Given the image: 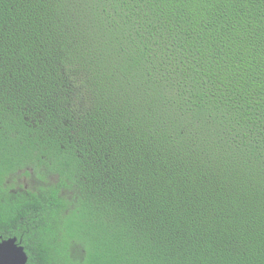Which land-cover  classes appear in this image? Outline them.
I'll use <instances>...</instances> for the list:
<instances>
[{
	"label": "trees",
	"instance_id": "16d2710c",
	"mask_svg": "<svg viewBox=\"0 0 264 264\" xmlns=\"http://www.w3.org/2000/svg\"><path fill=\"white\" fill-rule=\"evenodd\" d=\"M10 237L26 264H264V0H0Z\"/></svg>",
	"mask_w": 264,
	"mask_h": 264
},
{
	"label": "water",
	"instance_id": "95a60500",
	"mask_svg": "<svg viewBox=\"0 0 264 264\" xmlns=\"http://www.w3.org/2000/svg\"><path fill=\"white\" fill-rule=\"evenodd\" d=\"M27 255L16 237L0 241V264H26Z\"/></svg>",
	"mask_w": 264,
	"mask_h": 264
},
{
	"label": "rangeland",
	"instance_id": "374dc122",
	"mask_svg": "<svg viewBox=\"0 0 264 264\" xmlns=\"http://www.w3.org/2000/svg\"><path fill=\"white\" fill-rule=\"evenodd\" d=\"M49 177H50V180H51L52 182L55 183V181H57V176H56L55 174H53V175H51V176H49ZM49 177H48V178H49ZM19 181L22 182V184L25 185L26 187L30 185V184H29V179H28L26 176L22 175V174H19ZM48 183H50V181H48ZM36 184H37V183H36ZM64 193H68V191L65 190Z\"/></svg>",
	"mask_w": 264,
	"mask_h": 264
}]
</instances>
